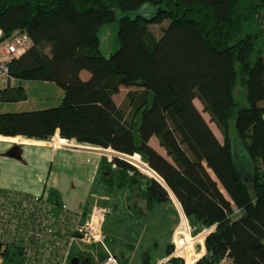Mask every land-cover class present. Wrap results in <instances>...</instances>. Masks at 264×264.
I'll return each instance as SVG.
<instances>
[{"label":"trees","instance_id":"trees-1","mask_svg":"<svg viewBox=\"0 0 264 264\" xmlns=\"http://www.w3.org/2000/svg\"><path fill=\"white\" fill-rule=\"evenodd\" d=\"M145 3L154 14L120 16L118 48L103 56L99 27L115 19L116 9L136 11ZM253 20L258 29L239 38ZM163 21L154 36L150 26ZM263 30L264 0H0V41L24 32L32 43L10 63L11 79L19 83L0 88L6 92L0 101L26 99L24 81L62 91L56 106L1 112L0 136L48 141L58 135L120 155L137 153L163 184L120 156L108 158L100 175L120 189L145 180L143 190L138 186L146 208L172 195L196 232L213 227L193 264H264V54L256 45ZM238 70L246 75L245 105L233 96ZM120 88H135L123 106L113 100ZM151 136L166 157L149 145ZM233 144L253 161L251 180L239 171ZM47 199L57 215L58 192L48 189ZM171 251L169 245L165 255ZM22 254L5 246L0 263L20 264ZM72 257L95 264L88 251L71 252L68 264ZM165 264L183 260L170 257Z\"/></svg>","mask_w":264,"mask_h":264},{"label":"built area","instance_id":"built-area-1","mask_svg":"<svg viewBox=\"0 0 264 264\" xmlns=\"http://www.w3.org/2000/svg\"><path fill=\"white\" fill-rule=\"evenodd\" d=\"M31 44L30 38L24 32L14 33L10 39L0 41V88L5 87L11 80L10 63L21 56ZM55 138H59L62 144L53 146ZM50 145L55 148L82 144L74 139L54 135L50 139ZM123 156H126L128 159L126 160L139 169L131 160L137 158L141 162L139 154ZM102 200L99 198L92 205L87 218L81 220L66 210L62 204L57 215L52 214L47 194L28 195L13 191H0V249L12 244L20 247L23 252L20 264H68L74 242L93 245L104 241L102 223L107 208ZM212 229L213 227H208L194 231V227L188 223L181 212L179 222L171 235L174 245L173 253L168 256L167 260L170 257H176L182 259L184 264L185 258L178 252V248L182 249L183 246L184 248L187 246L196 251V242L188 241L187 238L193 239L204 231L208 235ZM183 241L186 244H182ZM167 260L157 261V264ZM95 264H120V261L113 254L107 253Z\"/></svg>","mask_w":264,"mask_h":264},{"label":"crops","instance_id":"crops-1","mask_svg":"<svg viewBox=\"0 0 264 264\" xmlns=\"http://www.w3.org/2000/svg\"><path fill=\"white\" fill-rule=\"evenodd\" d=\"M88 75V72L85 70L80 72V76L83 79H86ZM18 83L19 82L16 79L12 78L9 82L8 90L17 87ZM121 89L123 88H120V90ZM118 93L113 95V100L116 105H119L115 99V96ZM4 94H6L5 91L0 92V95ZM61 96L62 91L60 92V98ZM20 103H27V99L13 102L0 101V113L39 109L36 107L38 103L30 108L20 107ZM11 105L18 106L12 107ZM8 138L9 137L0 136V191H13L28 195H42L47 194L48 189L52 188L58 192L60 203L64 205L65 209L83 220L87 218L92 205L99 198L103 199L102 202L105 204L106 208H108L110 201L106 194H110L111 190L109 184L111 182L113 183L112 189L115 187L114 195L123 194V192L128 189V182L120 189L119 187H116V181H105V178L100 175L103 169V164L108 161V158L106 157V151H108V149L100 147L96 148L87 144L70 147L58 146L53 148L48 141L37 140L40 141L41 145H29L28 143L17 142L9 140ZM148 143L159 154L166 157L164 148L159 145L158 139L155 136H151ZM14 145H17L18 147L19 158L10 157L6 154ZM144 181L145 180L138 179L137 182L133 184V187L128 189L129 192H132L133 190L138 192V184H142L141 190H143ZM135 186L137 188H134ZM141 196L142 197H138L135 201V203H141V214L138 212L139 217L144 215L147 216L151 211L157 209L159 216H162V218L171 217V220L173 221L174 215L176 216L181 213L180 206L178 208L174 197L171 195L169 201L156 203L150 208H146L145 206L142 191ZM175 225L176 222L171 223L170 234L174 230ZM190 240L192 241V239H189L188 241ZM189 249L193 251L192 248ZM108 252L118 258L116 254L110 251ZM194 252L196 254L199 253L196 258L202 256L204 252V249H202V243L197 245V250ZM155 258H160V260L162 259L165 261L168 257L165 255L164 250L161 257ZM150 260L151 257L149 255V264H151ZM224 260L229 261L228 259H223L221 262ZM157 261L158 260H156V262ZM156 262L154 264H156ZM221 262L219 264H221Z\"/></svg>","mask_w":264,"mask_h":264},{"label":"rangeland","instance_id":"rangeland-1","mask_svg":"<svg viewBox=\"0 0 264 264\" xmlns=\"http://www.w3.org/2000/svg\"><path fill=\"white\" fill-rule=\"evenodd\" d=\"M154 7L150 3H145L139 7L136 11L121 12L118 9L115 10V19L111 22L101 25L98 29V38H99V50L103 56H109L118 48L117 41V29H118V19L122 15H128L129 17H134L135 15H141L144 17H150L154 14ZM164 22V23H163ZM160 24H154L150 26V30L154 36H158L161 32L162 26L167 22L163 21ZM258 25L255 20L248 22L244 25L242 29V34L239 38L243 37L246 33H253L258 29ZM257 48L261 49L264 54V30L260 33L257 40ZM246 75L238 70L237 80L233 89V96L239 105L246 104ZM22 89L26 94L27 103H20V107L30 108L36 105L38 108H47L56 106L60 101V92L61 89L52 83H43L35 81H24L22 82ZM135 89V88H131ZM127 90L130 88H123L115 96V99L119 103V106H123L126 103L125 95ZM194 104L201 112L203 118L210 126L211 130L222 142V133L216 125L209 120V116L206 112L202 110V106L197 99H194ZM18 106V105H11ZM232 137V136H231ZM57 139V138H55ZM59 139V138H58ZM50 142V140H48ZM30 145V144H29ZM53 146H57L54 145ZM111 150L108 149L106 152V157L110 158ZM126 158V156H120ZM128 160V159H127ZM141 162H143L141 160ZM137 169V168H136ZM144 177H152L141 170L137 169ZM158 176V175H157ZM155 178V177H152ZM156 179V178H155ZM162 182V181H161ZM134 188H137L136 186ZM115 187L110 191V194H106L110 203L108 204L107 212L104 216L102 223V230L104 235V241L101 244L87 245L82 244L79 241H76L72 244V252H90L93 256L94 262L100 259L104 254L109 253L108 251L116 254L120 264H143V257L145 253L150 255V263L154 264L156 260L160 261V258L164 253L165 248L169 245L172 246L173 253V243L171 240L170 227L171 223H175L177 226L179 222V214L174 215L173 221L171 217H164L158 215L157 209L151 211L149 215H144L139 217L138 212L141 214V203H135L138 197H142L141 193L136 190L129 192L127 189L123 194H113ZM109 193V192H107ZM139 204V205H137ZM140 206V207H139ZM182 212V211H181ZM196 231V229L194 230ZM205 231L198 234L192 239V242H196L197 245L202 243ZM182 244H186L182 242ZM186 248V249H185ZM183 246L182 249L178 250L182 255L185 250H188L189 247ZM108 251H107V250ZM170 253V254H171ZM204 253V252H203ZM203 255V254H202ZM168 257V256H167ZM165 258V257H164ZM154 259V260H153ZM162 260V259H161ZM184 262V261H183ZM195 262V261H194ZM193 262V263H194ZM192 263V264H193ZM157 264V262H156ZM160 264H165L161 262ZM185 264V263H184ZM221 264H230L229 261L224 260Z\"/></svg>","mask_w":264,"mask_h":264},{"label":"water","instance_id":"water-1","mask_svg":"<svg viewBox=\"0 0 264 264\" xmlns=\"http://www.w3.org/2000/svg\"><path fill=\"white\" fill-rule=\"evenodd\" d=\"M261 85L264 90V74L261 78ZM112 156H123L120 155L114 151H111ZM7 156L14 157V158H19V151L17 145L12 146L8 151H7ZM233 155L235 158V161L237 163L238 169L243 175L245 180H251L253 177V173L255 170V165L251 158L246 154V152L239 147L237 144H233ZM157 180V179H156ZM160 182V181H159ZM161 184H163L161 182ZM148 253H145L143 257V264H148ZM70 264H79L80 260L78 257H72L69 261Z\"/></svg>","mask_w":264,"mask_h":264},{"label":"bare ground","instance_id":"bare-ground-1","mask_svg":"<svg viewBox=\"0 0 264 264\" xmlns=\"http://www.w3.org/2000/svg\"><path fill=\"white\" fill-rule=\"evenodd\" d=\"M9 140H13V141H17V142H24V143H28V144H38V145H41L40 141H37V140H33V139H28V138H24L22 136H13V137H9L8 138ZM62 141H60L58 138L54 140V145H58V144H62L61 143ZM94 148V147H93ZM97 148V147H96ZM101 151V150H100ZM102 152V151H101ZM108 152V151H106ZM122 154V153H121ZM132 162H134L138 168L144 172L145 174L149 175V176H152V177H155L157 179V181H160L161 182V177L160 176H157L156 173H154L153 171H151L147 165L143 164L142 162H140L137 158H132L131 159ZM172 196V195H171ZM173 197V196H172ZM178 208H179V204L178 202L176 201V199L174 198ZM180 210V209H179ZM187 240H189L187 238ZM185 242V241H183ZM199 253H195L194 251L188 249L186 250V252L183 253V256L185 258V263L186 264H192V262L195 260L196 256H198Z\"/></svg>","mask_w":264,"mask_h":264}]
</instances>
